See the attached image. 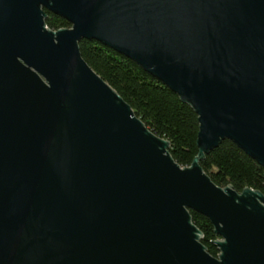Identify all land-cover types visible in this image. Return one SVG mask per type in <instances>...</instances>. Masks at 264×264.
Here are the masks:
<instances>
[{
  "label": "water",
  "instance_id": "95a60500",
  "mask_svg": "<svg viewBox=\"0 0 264 264\" xmlns=\"http://www.w3.org/2000/svg\"><path fill=\"white\" fill-rule=\"evenodd\" d=\"M45 11L71 28L49 30ZM81 40L193 109L190 167ZM225 140L264 168V0H0V264H264V195L199 165ZM190 211L212 225L216 258Z\"/></svg>",
  "mask_w": 264,
  "mask_h": 264
},
{
  "label": "trees",
  "instance_id": "16d2710c",
  "mask_svg": "<svg viewBox=\"0 0 264 264\" xmlns=\"http://www.w3.org/2000/svg\"><path fill=\"white\" fill-rule=\"evenodd\" d=\"M45 26L51 31L71 25L45 11ZM79 51L85 63L127 103L136 117L157 137L169 143V153L181 167H190L197 156V115L160 81L133 61L95 41L81 40ZM218 187L230 186L237 193L245 188L264 195V168L230 141H222L199 163ZM192 223L202 234L201 244L216 258L218 250L210 242L219 238L204 216L190 211Z\"/></svg>",
  "mask_w": 264,
  "mask_h": 264
}]
</instances>
